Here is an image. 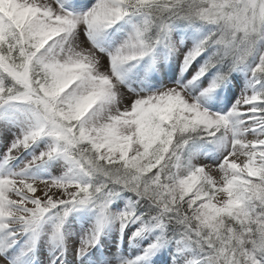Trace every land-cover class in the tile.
Listing matches in <instances>:
<instances>
[{
	"label": "snow or ice",
	"instance_id": "6c2138e0",
	"mask_svg": "<svg viewBox=\"0 0 264 264\" xmlns=\"http://www.w3.org/2000/svg\"><path fill=\"white\" fill-rule=\"evenodd\" d=\"M161 253L264 264V0H0V264Z\"/></svg>",
	"mask_w": 264,
	"mask_h": 264
},
{
	"label": "rangeland",
	"instance_id": "374dc122",
	"mask_svg": "<svg viewBox=\"0 0 264 264\" xmlns=\"http://www.w3.org/2000/svg\"><path fill=\"white\" fill-rule=\"evenodd\" d=\"M105 238H107V240H109V238L113 240H119V243H117L116 246H119L121 250L124 249L122 246H124L125 244L121 241L120 233L118 231L116 230L110 231L108 233V236H106ZM168 259H169L168 257H166L163 253H161L160 257L157 259V264H166V261Z\"/></svg>",
	"mask_w": 264,
	"mask_h": 264
},
{
	"label": "bare ground",
	"instance_id": "6f19581e",
	"mask_svg": "<svg viewBox=\"0 0 264 264\" xmlns=\"http://www.w3.org/2000/svg\"><path fill=\"white\" fill-rule=\"evenodd\" d=\"M106 240H107V238H105ZM109 240H112V242L114 243V246H116V244L117 243H119V240H113V239H111V238H109ZM124 243V242H123ZM125 245L124 246H122L124 249H122V250H127V251H134L133 249H129V246L126 244V243H124Z\"/></svg>",
	"mask_w": 264,
	"mask_h": 264
}]
</instances>
